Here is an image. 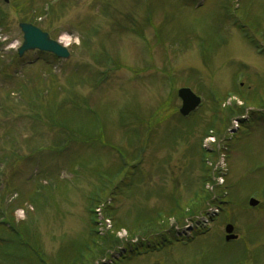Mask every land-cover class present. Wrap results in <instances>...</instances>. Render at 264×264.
Returning <instances> with one entry per match:
<instances>
[{
	"label": "rangeland",
	"instance_id": "obj_1",
	"mask_svg": "<svg viewBox=\"0 0 264 264\" xmlns=\"http://www.w3.org/2000/svg\"><path fill=\"white\" fill-rule=\"evenodd\" d=\"M248 12L264 26V0L0 2V223L6 213L30 226L44 255L58 260L96 221L105 235L118 218L154 214L152 234H116L119 244L87 264H264V103L254 100L264 90V49L236 24ZM22 22L64 40L70 59L16 58ZM184 87L202 99L187 119L177 96ZM60 120L70 121L68 134ZM76 122L90 123L88 138L77 139ZM125 164L128 180L113 183L90 220L99 180ZM206 196H216L212 208ZM175 208L178 217L163 218ZM227 224L238 236L229 245ZM8 233L9 264H40L24 228ZM5 234L0 227V247Z\"/></svg>",
	"mask_w": 264,
	"mask_h": 264
},
{
	"label": "trees",
	"instance_id": "obj_2",
	"mask_svg": "<svg viewBox=\"0 0 264 264\" xmlns=\"http://www.w3.org/2000/svg\"><path fill=\"white\" fill-rule=\"evenodd\" d=\"M243 9L238 8L237 13H239L240 11H242ZM238 21L236 24L239 27V29L244 33L246 39H248L249 41H251V44L256 46V49L258 47L262 48V44L264 43V26L263 23L258 21L253 20L251 17H249V12L246 13L244 16H242L241 19H238V17H236ZM260 50V49H259ZM262 51V49H261ZM263 54L262 56H264V51H262ZM256 95V94H255ZM254 100H256V103H259V99L258 96H254ZM237 111H239L238 107L234 108ZM227 110L229 111H233V107H227ZM89 125L90 123H83V124H79L78 122H76V130H74L73 132L74 135H76L77 139H86L88 138V134L90 133V129H89ZM65 126H70V121L69 120H60V129L62 131L63 134H68L69 131L65 128ZM73 130V129H71ZM70 134H72L70 132ZM125 157V156H123ZM122 161V160H121ZM124 161V159H123ZM126 166V164H125ZM123 166H119V171H114L111 174V177L109 178L108 181H104V180H99L100 182V187L98 189V191L95 193L96 195H94L92 197V199L90 200V205L88 208V213H89V219L94 221L96 220V214L97 212L95 211L94 205L96 207V209H99L100 206L103 203H107L108 201V190L109 188L113 185V181L115 180L114 178H116V176H122V174H124L125 172H127L129 166L125 167ZM117 168V167H115ZM114 169V168H113ZM112 169V170H113ZM118 176V178H119ZM209 196H206V198H208ZM205 196H203V198H198L195 199V206L198 207L199 204H202V202L204 201ZM200 201V202H198ZM103 206L105 207V205L103 204ZM92 207V209H91ZM110 209H108V211L105 210L106 215H104V220H112L115 221L114 217L111 214V206H109ZM181 208V207H180ZM180 208L178 209V212L181 213ZM188 210H194L193 209V205H191L190 207L185 208L184 214L187 212ZM191 210V211H192ZM186 213L185 216H189L192 215L193 213ZM175 212H177V209L175 208L173 210V212L171 211L169 213V215L167 214H163L164 217L168 219V216L170 218L172 217H178ZM183 214V212L181 213ZM171 215V216H170ZM139 216H142V218H150L148 220L145 221V219H133V220H125V219H120L118 218L116 221V225L115 228L116 229L114 232H107L105 233V235L101 234L100 231L98 230V221L94 222L95 224H91L92 226V230H95L94 232H92V235L90 234L84 243H82L81 245H76V242L71 245L68 250H70V253H68L66 251H63V253H65L64 255H61V258H59L58 260H56V258L51 259V257L49 256H45V252L43 251L42 247L39 245L38 240L34 234V230L33 228H31L30 226L28 228H26L24 226L25 223H18L15 224V219L13 216H11V225L13 228V232H11L12 234H15V228L17 227H21L24 228L25 231V239H26V246L29 247V251L31 254H34V256L37 258V260L39 261L40 264H61L64 262H68L67 264H87L88 262H92V260H96L99 258H103L106 255V249L111 248L113 246H115L116 244L118 245L119 240L116 238V232L117 231H121V230H127L128 234L130 237H147L149 234H152L150 231L147 230V228L152 227L153 230L158 229L159 227V218L155 219V217H157L156 215L152 214V217H148V214H140ZM162 216V214L160 215ZM91 223V222H90ZM5 228V227H3ZM9 230L6 229V233H8ZM101 234V235H100ZM8 240H2L3 246L0 247V250L3 252V257L2 259L4 260H8L10 259V253L11 252L8 248H7V243ZM66 246V245H65ZM64 246V247H65ZM76 247L80 246L77 251L75 250ZM73 248V249H71ZM156 249V248H155ZM73 251H74V255H73ZM76 255V256H75ZM75 256V257H72ZM34 257V258H35ZM1 259V261H3ZM52 260V261H51ZM54 261V262H53ZM0 264H2V262H0Z\"/></svg>",
	"mask_w": 264,
	"mask_h": 264
},
{
	"label": "water",
	"instance_id": "obj_3",
	"mask_svg": "<svg viewBox=\"0 0 264 264\" xmlns=\"http://www.w3.org/2000/svg\"><path fill=\"white\" fill-rule=\"evenodd\" d=\"M20 27L24 34V42L22 47L19 49L20 56L28 51L39 50L41 52L54 54L56 57L62 59H68L70 57L69 51L60 43L51 40L47 33H43L41 30L30 24H22ZM178 96L182 100L180 112L183 116H188L200 105V98L188 88L181 89L178 92ZM257 205L258 202L256 200L250 201V206L255 207ZM226 232L231 234L233 232V226L228 225ZM235 238V236H229L227 237V240Z\"/></svg>",
	"mask_w": 264,
	"mask_h": 264
}]
</instances>
